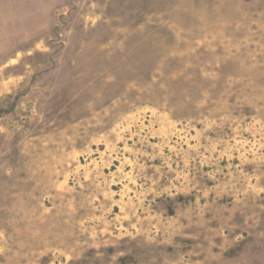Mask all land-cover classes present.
I'll return each instance as SVG.
<instances>
[{"label":"rangeland","instance_id":"obj_1","mask_svg":"<svg viewBox=\"0 0 264 264\" xmlns=\"http://www.w3.org/2000/svg\"><path fill=\"white\" fill-rule=\"evenodd\" d=\"M0 264H264V0H0Z\"/></svg>","mask_w":264,"mask_h":264}]
</instances>
